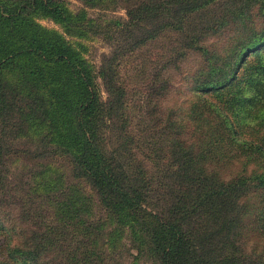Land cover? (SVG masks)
<instances>
[{
    "label": "trees",
    "instance_id": "16d2710c",
    "mask_svg": "<svg viewBox=\"0 0 264 264\" xmlns=\"http://www.w3.org/2000/svg\"><path fill=\"white\" fill-rule=\"evenodd\" d=\"M77 1L0 0V264H116L123 230L155 264H264V0Z\"/></svg>",
    "mask_w": 264,
    "mask_h": 264
},
{
    "label": "rangeland",
    "instance_id": "374dc122",
    "mask_svg": "<svg viewBox=\"0 0 264 264\" xmlns=\"http://www.w3.org/2000/svg\"><path fill=\"white\" fill-rule=\"evenodd\" d=\"M66 1L68 7L73 10L82 7L81 3L77 0ZM88 13L92 16L100 15L102 17L104 15L107 18L118 20H122L125 17L123 9L119 6L107 11L88 9ZM35 21L42 27L60 34V36L66 42H68L84 60H86L92 67L96 69L100 63L101 57L108 54L111 50L112 44L110 43V41L101 36H95L90 39L72 38L64 35L59 26L54 24L49 19L37 17L35 18ZM197 63V57L195 55H189L178 63V69H173L171 67L168 68L166 73L171 78V86L169 88V94L161 101L162 107L168 105L172 106L173 104H178L187 100L188 93L186 90V75L197 66ZM134 80L138 81L140 80V78L137 77V80ZM137 83L138 82H136V84ZM36 134L37 131L34 129L32 131V136L35 137ZM21 165L22 161H17L12 167L13 173H19L22 168L20 167ZM237 171H239V164L233 163L230 166H226L223 170V173L225 176L229 177L231 176V174H234ZM80 187L82 188L84 193L90 195L89 198L91 213L95 216L101 215V210L97 206V203L93 195L91 194V191H89V189L84 185H81ZM135 245L136 243L131 239L126 230L120 232V235H118V247L116 248L117 255L114 256V262L116 264H155V262L145 254V252L137 250Z\"/></svg>",
    "mask_w": 264,
    "mask_h": 264
}]
</instances>
